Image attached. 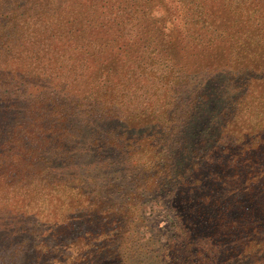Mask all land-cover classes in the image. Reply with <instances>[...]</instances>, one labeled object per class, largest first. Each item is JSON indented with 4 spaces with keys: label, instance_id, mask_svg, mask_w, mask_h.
Instances as JSON below:
<instances>
[{
    "label": "trees",
    "instance_id": "trees-1",
    "mask_svg": "<svg viewBox=\"0 0 264 264\" xmlns=\"http://www.w3.org/2000/svg\"><path fill=\"white\" fill-rule=\"evenodd\" d=\"M152 14L0 0V264H264V36L258 70L180 75L135 124L106 65ZM63 192L80 203L40 220Z\"/></svg>",
    "mask_w": 264,
    "mask_h": 264
},
{
    "label": "rangeland",
    "instance_id": "rangeland-1",
    "mask_svg": "<svg viewBox=\"0 0 264 264\" xmlns=\"http://www.w3.org/2000/svg\"><path fill=\"white\" fill-rule=\"evenodd\" d=\"M144 1L137 0L147 9L154 10L155 15L152 16L162 22L152 23L154 18L144 16L146 19L135 29L138 36L129 42L134 45L125 49L127 53L120 57L112 55L107 61L109 65H106L109 66L106 77L114 87L118 103L132 114V123L138 122L133 118V110L142 109L140 105L145 104L143 98L154 101L155 105L158 103L160 110L169 106L172 88L180 80V75L203 74L225 66L231 70L257 67V53L263 47L264 25L261 17H264V0ZM198 3L201 9H198ZM195 5L197 10L193 8ZM184 16H187L186 22ZM129 44L125 42L128 47ZM234 46L237 47L231 55V47ZM108 52L112 54V51ZM132 54L138 58L130 57ZM162 74L167 79H162ZM46 197L33 210L43 221L67 214V208L80 203L70 192ZM13 204L20 206L22 202L15 201ZM156 218V223L166 234L168 223L160 215ZM144 236H150V233Z\"/></svg>",
    "mask_w": 264,
    "mask_h": 264
}]
</instances>
